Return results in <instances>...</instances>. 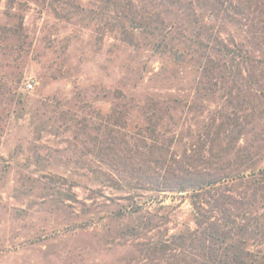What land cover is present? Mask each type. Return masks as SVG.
Returning a JSON list of instances; mask_svg holds the SVG:
<instances>
[{"label":"rangeland","instance_id":"374dc122","mask_svg":"<svg viewBox=\"0 0 264 264\" xmlns=\"http://www.w3.org/2000/svg\"><path fill=\"white\" fill-rule=\"evenodd\" d=\"M109 1L102 16L104 0H0V264H125L135 251L117 232L142 220L132 214L134 202L151 194L126 183L162 155L138 136L147 114L115 106L131 95L144 99L155 86L177 97L181 107L158 114L164 137L157 140L174 134L168 156H179L191 131L226 103L188 71L148 81L166 63L142 40L127 46L115 39ZM232 1L245 7L246 0ZM221 26L224 37L246 35L237 25ZM244 44L261 46L259 39ZM144 64L142 83L127 100L115 99L114 89H130L129 71ZM255 128L242 142L251 143L261 167L264 124ZM159 198L171 206H150L165 217L162 230L194 228L187 199ZM247 243L264 257V244Z\"/></svg>","mask_w":264,"mask_h":264},{"label":"trees","instance_id":"16d2710c","mask_svg":"<svg viewBox=\"0 0 264 264\" xmlns=\"http://www.w3.org/2000/svg\"><path fill=\"white\" fill-rule=\"evenodd\" d=\"M108 3L104 0L102 16ZM243 3L246 8L232 0H111L115 39L127 46L142 40L166 63L148 81L156 82L162 72L176 78L188 71L206 94L221 92L226 100L191 131L185 141L189 150L179 156H168L174 134L157 140L164 137L158 114L181 107L177 97L155 86L144 99L131 95L126 106L114 105L147 114L138 136L151 140L147 147L162 155L144 162L145 174L127 183L121 179L130 189L151 193L144 194L143 203L134 202L132 214H142V220L117 232L135 251L125 264H264L263 256L246 247L247 241L264 244V165L256 166L253 146L242 142L264 124V0ZM225 23L244 28V38L224 37L219 29ZM245 39H259L261 46L246 45ZM145 67L129 71L134 74L131 88L120 84L113 91L115 99L127 100V93L142 83ZM159 194L187 199L194 228L185 226L173 234L162 230L165 217L150 206H171L162 205Z\"/></svg>","mask_w":264,"mask_h":264},{"label":"built area","instance_id":"2783aa9c","mask_svg":"<svg viewBox=\"0 0 264 264\" xmlns=\"http://www.w3.org/2000/svg\"><path fill=\"white\" fill-rule=\"evenodd\" d=\"M29 88H31V85H28Z\"/></svg>","mask_w":264,"mask_h":264}]
</instances>
